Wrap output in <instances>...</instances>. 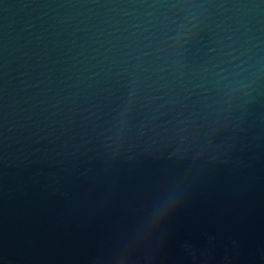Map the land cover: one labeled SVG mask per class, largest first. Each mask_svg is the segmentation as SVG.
Wrapping results in <instances>:
<instances>
[{"label": "water", "instance_id": "95a60500", "mask_svg": "<svg viewBox=\"0 0 264 264\" xmlns=\"http://www.w3.org/2000/svg\"><path fill=\"white\" fill-rule=\"evenodd\" d=\"M0 264H264V0H0Z\"/></svg>", "mask_w": 264, "mask_h": 264}]
</instances>
